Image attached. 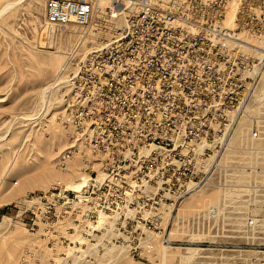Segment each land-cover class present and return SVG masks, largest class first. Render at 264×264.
<instances>
[{
	"label": "rangeland",
	"instance_id": "374dc122",
	"mask_svg": "<svg viewBox=\"0 0 264 264\" xmlns=\"http://www.w3.org/2000/svg\"><path fill=\"white\" fill-rule=\"evenodd\" d=\"M45 1L0 0V264H264V218L212 217L217 189L164 200L156 108L95 109L127 122L131 154L115 156L119 182L69 199L50 195L56 185L79 191L102 173L83 148L67 166L57 163L71 146L67 115L76 109L50 86L67 56L87 51L94 37L75 25L48 27ZM194 2L197 34H213L220 20L264 50V0Z\"/></svg>",
	"mask_w": 264,
	"mask_h": 264
},
{
	"label": "built area",
	"instance_id": "2783aa9c",
	"mask_svg": "<svg viewBox=\"0 0 264 264\" xmlns=\"http://www.w3.org/2000/svg\"><path fill=\"white\" fill-rule=\"evenodd\" d=\"M194 3L45 1L48 27L75 25L94 37L87 51L67 56L50 86L63 89L65 108L76 109L67 115L71 146L57 163L67 166L83 148L98 157L102 173L79 191L56 185L51 196L69 199L119 182L115 156L125 161L131 154L127 122L101 118L95 109L156 108L153 146L164 200L217 189L207 210L212 217L235 211L247 220L264 218L258 207L264 204V50L220 20L209 28L213 34H197Z\"/></svg>",
	"mask_w": 264,
	"mask_h": 264
},
{
	"label": "bare ground",
	"instance_id": "6f19581e",
	"mask_svg": "<svg viewBox=\"0 0 264 264\" xmlns=\"http://www.w3.org/2000/svg\"><path fill=\"white\" fill-rule=\"evenodd\" d=\"M11 5L12 4H10V5H8L9 7H7V8H10L11 7ZM1 15V14H0ZM60 58V57H59ZM58 60V59H57ZM56 60V61H57ZM60 61H62V59L60 60ZM58 62V61H57ZM78 163V162H77ZM73 170H74V168H72ZM53 172V171H52ZM52 172H49V173H52ZM70 172H73V171H70ZM49 173L46 175V178L48 179V180H50V175H49ZM53 174H54V177H55V173L53 172ZM54 177H51V180H52V178H54ZM77 186V185H76ZM75 187V186H74ZM75 188H78V186L77 187H75ZM203 200V199H202ZM198 201V200H197ZM204 202V201H203ZM197 203V202H196ZM198 203H200V201H198Z\"/></svg>",
	"mask_w": 264,
	"mask_h": 264
}]
</instances>
